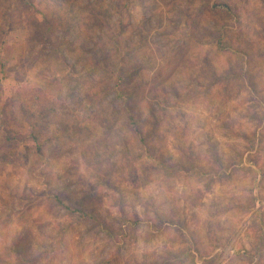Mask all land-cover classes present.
<instances>
[{
  "label": "rangeland",
  "instance_id": "1",
  "mask_svg": "<svg viewBox=\"0 0 264 264\" xmlns=\"http://www.w3.org/2000/svg\"><path fill=\"white\" fill-rule=\"evenodd\" d=\"M0 264H264V0H0Z\"/></svg>",
  "mask_w": 264,
  "mask_h": 264
},
{
  "label": "trees",
  "instance_id": "2",
  "mask_svg": "<svg viewBox=\"0 0 264 264\" xmlns=\"http://www.w3.org/2000/svg\"><path fill=\"white\" fill-rule=\"evenodd\" d=\"M224 8L228 10L227 7H224ZM229 11H230V10H229ZM220 41H221V36H220V38H219V42H220ZM124 105L126 106V108H128L129 103H127V102L124 101ZM126 108H125V109H126ZM127 111H128V110H127ZM127 125H128V127H130V129L133 130L134 132L137 131V125H136L135 119H134V117H133L132 115L128 116ZM141 143H143V145L145 144L143 140H141Z\"/></svg>",
  "mask_w": 264,
  "mask_h": 264
}]
</instances>
